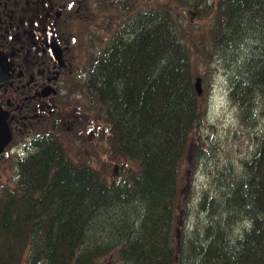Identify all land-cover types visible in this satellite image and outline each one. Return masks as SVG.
Listing matches in <instances>:
<instances>
[{"label":"trees","instance_id":"obj_1","mask_svg":"<svg viewBox=\"0 0 264 264\" xmlns=\"http://www.w3.org/2000/svg\"><path fill=\"white\" fill-rule=\"evenodd\" d=\"M151 3L114 1L125 16L84 86L109 153L135 166L106 179L51 136L17 157L0 185V264H264V0ZM186 7L202 27L178 20ZM217 65L248 150L177 209L179 163L204 116L194 77Z\"/></svg>","mask_w":264,"mask_h":264},{"label":"flooded vegetation","instance_id":"obj_2","mask_svg":"<svg viewBox=\"0 0 264 264\" xmlns=\"http://www.w3.org/2000/svg\"><path fill=\"white\" fill-rule=\"evenodd\" d=\"M114 1L0 0V110L10 127L0 160L9 153L15 159L29 155L46 136L64 141L62 131L75 132L72 142H84L92 124L79 126L81 107L73 102L86 105L92 53L125 16ZM103 24L110 35L96 46L93 30Z\"/></svg>","mask_w":264,"mask_h":264},{"label":"rangeland","instance_id":"obj_3","mask_svg":"<svg viewBox=\"0 0 264 264\" xmlns=\"http://www.w3.org/2000/svg\"><path fill=\"white\" fill-rule=\"evenodd\" d=\"M155 3L156 1L162 3L164 0H138L139 6H146L148 3ZM115 13V11H114ZM115 17L116 14H115ZM178 20L183 21V25H199L200 27L202 20L201 18H195V14L192 12L190 7H186L180 15H177ZM116 20V18L114 19ZM112 29L116 26L115 22L110 23ZM106 25L98 26L100 32H95L97 40L94 41L96 46H100L101 37H109V31L105 28ZM198 32V28L193 29V33ZM96 35L94 39H96ZM106 40V38H105ZM189 42V41H188ZM201 67V65H199ZM218 68H213L214 71L208 75L203 76L201 74V101L204 106V116L199 129L191 134L187 147L184 154L181 157L179 163L178 172V193H177V209H181L184 200L190 198L193 194H196L202 187L207 186L208 173L210 168L215 165L227 163L231 161L234 163L238 156H242L248 150L249 139L243 134L237 136L235 134V118L233 106L229 103L227 98V80L222 71L220 65ZM205 88V89H204ZM81 101L77 99L73 103H77L81 107V120L78 122L85 124L89 120L92 124V130L89 134L84 136L85 140L81 144L80 142H72L71 138L75 135V132L70 131L63 132L64 143L69 150V153L75 154L74 156L78 159H86L87 163L93 167L103 168L102 174L106 179L111 177H119L122 173L121 162L123 167H134L135 163L122 159L113 155L107 148L106 137L100 138L99 126L100 123L94 118H90L89 113L85 110V105H81ZM92 117V116H91ZM88 118V120H85ZM95 121V122H94ZM98 122V123H97ZM78 126V125H77ZM76 126V127H77ZM79 129V127H78ZM75 130V129H74ZM203 141V147L205 152L197 155L195 152V141ZM206 151V149H210ZM76 158H74L76 160ZM15 157L14 153L3 156L0 160V185H10L15 177ZM106 256L99 259V264H110Z\"/></svg>","mask_w":264,"mask_h":264},{"label":"water","instance_id":"obj_4","mask_svg":"<svg viewBox=\"0 0 264 264\" xmlns=\"http://www.w3.org/2000/svg\"><path fill=\"white\" fill-rule=\"evenodd\" d=\"M193 85L197 94L201 93V79L200 76H195ZM10 137V127L4 117L3 113L0 110V147L9 139Z\"/></svg>","mask_w":264,"mask_h":264}]
</instances>
